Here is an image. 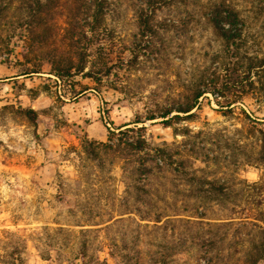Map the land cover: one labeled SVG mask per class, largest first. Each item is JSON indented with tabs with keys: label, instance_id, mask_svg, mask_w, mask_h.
<instances>
[{
	"label": "rangeland",
	"instance_id": "1",
	"mask_svg": "<svg viewBox=\"0 0 264 264\" xmlns=\"http://www.w3.org/2000/svg\"><path fill=\"white\" fill-rule=\"evenodd\" d=\"M144 1L108 0L100 44L115 65L98 82L50 73L45 54L62 45L60 13L51 21L55 41L27 60L14 14L2 25L0 264H203L207 240L221 264L245 262L257 240L249 232L257 226L245 222L263 226L264 219V164L254 159V130L264 122V0H231L243 26L228 51L202 15L217 0H154L153 31L141 35L137 12ZM235 59L250 78L244 94L230 87L218 99L232 103L230 110L206 94L194 118L168 127L144 122L151 147L195 144L200 154L189 157L187 168L231 180L226 198L200 202L182 184L159 194L150 188L147 196L124 152L98 149L94 159L85 151V140L107 141L109 129L143 119L154 101L178 99L191 72L221 62L222 75ZM35 68L40 72L22 74ZM20 107L33 108L35 122ZM182 126L189 135L173 130ZM155 213L161 221L152 220Z\"/></svg>",
	"mask_w": 264,
	"mask_h": 264
},
{
	"label": "trees",
	"instance_id": "2",
	"mask_svg": "<svg viewBox=\"0 0 264 264\" xmlns=\"http://www.w3.org/2000/svg\"><path fill=\"white\" fill-rule=\"evenodd\" d=\"M156 1L145 0L146 7L141 6L138 9L137 23L141 35H147L153 31L150 25V14L155 11ZM159 1L171 3L176 0ZM107 3L108 0H0V31L5 20L7 21L9 15L13 13L16 17L14 26H16L15 29L19 28L18 37L22 41L20 55L27 60L31 53L43 51L55 41L57 32L51 21L60 13L65 19L59 36L62 45L45 54L51 65L50 73L58 79L81 75L98 82L103 77L109 76L115 65L107 52L105 57L102 56L105 47L100 44L101 26L107 13ZM58 7H60L59 12L56 10ZM204 9L203 17L212 26L217 36L223 40L228 51L235 45V40L241 37L243 18L239 9L231 0H217L205 6ZM1 37L0 32V52L3 50ZM215 56L219 57L218 54ZM133 57L134 60L137 59L138 54L134 53ZM118 60L124 63L121 55H118ZM235 60L232 66L227 64L223 66L222 75L221 62H215L191 72L189 79L183 84L185 91L179 94L178 99L172 98L170 102L154 101L152 106L145 110L143 119L137 118L132 122L109 129L107 141L85 140V151L94 159L98 158V149L124 152L127 155L126 161L132 163V172L136 174L138 184L146 190L147 196H149L150 188L155 190L153 194H159L163 191L166 193L167 184L174 188L182 184L188 186L190 190L188 195L200 202L226 198L229 195L228 188L232 184L231 180L224 177L208 178L203 174L197 175L196 168H187V163H191L189 157L192 154L195 157L198 153L200 154L195 144L189 143L187 146L188 142L185 141L174 148L167 145L151 147L144 134V122L152 120L168 127L172 126L176 119L194 118L199 100L206 94L212 95L220 107L226 106L230 110L233 107L232 103L221 105L218 99L224 97L230 87L234 88L236 96L244 94L248 90V86L244 84V78H250L249 72L240 74L239 63L237 59ZM31 72L37 73L40 70L35 68L22 74ZM20 110L30 121L35 122L36 111L33 108L20 107ZM262 123L263 127L254 130L257 140L254 159L264 164V122ZM173 130L176 134L178 131H182L184 135L190 134L187 126L174 127ZM200 133L201 131H197L193 136H199ZM134 155L136 158H133ZM173 192L171 190L169 193ZM179 214L174 213V215ZM196 217H203V215L198 214ZM161 219L162 215L155 213L152 220L161 221ZM261 221L263 226L257 225L256 222H245V224L257 226L256 229L249 231L257 232V240L251 242L252 247L244 253L243 264L264 262V219ZM211 243L214 242L205 241L207 247L202 254L203 264H221V259L216 258L217 252L209 250Z\"/></svg>",
	"mask_w": 264,
	"mask_h": 264
}]
</instances>
